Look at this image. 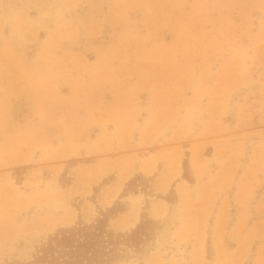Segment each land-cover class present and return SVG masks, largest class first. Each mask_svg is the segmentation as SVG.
<instances>
[{"label":"rangeland","instance_id":"374dc122","mask_svg":"<svg viewBox=\"0 0 264 264\" xmlns=\"http://www.w3.org/2000/svg\"><path fill=\"white\" fill-rule=\"evenodd\" d=\"M120 208L105 264H264V0H0V264Z\"/></svg>","mask_w":264,"mask_h":264},{"label":"trees","instance_id":"16d2710c","mask_svg":"<svg viewBox=\"0 0 264 264\" xmlns=\"http://www.w3.org/2000/svg\"><path fill=\"white\" fill-rule=\"evenodd\" d=\"M123 210H116L112 216L100 214L91 223L80 222L61 229L49 236L29 258L7 264H105L103 245L114 238L108 221Z\"/></svg>","mask_w":264,"mask_h":264},{"label":"crops","instance_id":"0c3cea01","mask_svg":"<svg viewBox=\"0 0 264 264\" xmlns=\"http://www.w3.org/2000/svg\"><path fill=\"white\" fill-rule=\"evenodd\" d=\"M127 213H128V212L125 211V212H123V213H121V214H118V215H120V216H124V217H125V220H124V222H123L124 224L128 223V221L126 220V217H128ZM120 216H119V217H120ZM119 217L116 216V217H115L114 219H112L110 222H111V223L114 222V220L118 219ZM124 217H123V218H124ZM129 227H130V226H127L126 228L128 229ZM131 227H133V226H131Z\"/></svg>","mask_w":264,"mask_h":264}]
</instances>
